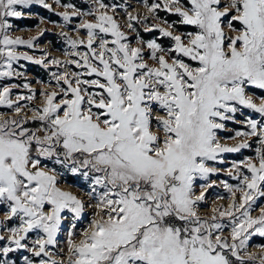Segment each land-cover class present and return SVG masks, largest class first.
<instances>
[{"label":"snow or ice","instance_id":"6c2138e0","mask_svg":"<svg viewBox=\"0 0 264 264\" xmlns=\"http://www.w3.org/2000/svg\"><path fill=\"white\" fill-rule=\"evenodd\" d=\"M84 2L87 11L61 0H0V80L23 76L13 67L21 60L65 69L51 73L56 88L40 93L39 108L19 103L36 99L28 83L23 88L30 95L15 99L18 85H0V107L14 113H0V206L7 219L20 221L7 229L0 264H10L9 254L20 249L40 257L38 264H264V245L258 253L248 250L253 237H264V205L258 204L264 198V123L246 118L248 130L226 138H241L234 146L218 137L227 122H237L241 108L264 117V96L248 92H264V0H143L154 19L158 11L179 17L162 21L165 26L145 25L170 38L167 49L139 35L133 47L109 14L118 5ZM53 4L64 9L58 14L63 23L55 27L84 18L74 30H83L86 39L61 32L68 44L64 56L72 59L49 60L47 53L34 59L17 51L35 48L39 37L12 36L10 18H24L23 9L35 5L52 11ZM133 22L141 23L140 17H127L135 32ZM176 24L194 30L177 34ZM252 137L255 157L226 170L238 183L221 181L231 202L201 216L214 184L210 177L221 171L209 162L223 164L224 153L250 148ZM45 161L89 181L87 194L95 200L80 238L68 232L66 259L54 258L48 247L57 244L61 214L67 210L79 220L86 205L58 186L61 173ZM34 230L44 235L29 247L23 241ZM24 261L37 264L27 256Z\"/></svg>","mask_w":264,"mask_h":264},{"label":"rangeland","instance_id":"374dc122","mask_svg":"<svg viewBox=\"0 0 264 264\" xmlns=\"http://www.w3.org/2000/svg\"><path fill=\"white\" fill-rule=\"evenodd\" d=\"M48 2L52 3V0H48ZM104 2L109 5L112 4L118 5L116 12L115 13L110 12L109 14L114 15V18L121 25V30L124 31L126 35L129 36V39L133 47L139 46L135 43L137 35H139V38H141V34H138L137 27L146 31L145 25L165 26L162 24V21H165V18L163 17V13H168V12L158 11L157 18L154 19L148 13V10L143 6V0H104ZM154 2H158V0H148L149 4ZM61 3H72L82 11L88 10V5L84 2V0H61ZM63 10H64L63 8L58 7L55 4H53L52 11H48L47 9H44L42 6L35 5L30 8L23 9L25 13L24 18L21 19L10 18V22L13 25V28L10 30V34L12 36L14 37L20 36L23 37L24 39H29L31 37H39V39L35 41L36 44L35 48L29 49L25 46H18L17 51L22 53L27 52L29 55L33 56L34 59L41 58L45 53H47L49 60L59 59L61 61H66L68 59H72V57L64 56V51L68 49V44L66 43L64 38L61 37V32L67 33L73 39H77V38L86 39V35L83 30H81L79 33L74 30L78 27V25L81 23V20L84 18L73 17L72 21L69 23L68 26L63 28L55 27V23H61V24L63 23V20L58 15L59 13L63 12ZM159 13H162V15H160ZM128 15L139 16L141 19V23L133 22L134 27L136 29L135 32L129 30L126 26ZM41 18L44 19L43 24H39ZM176 19L177 20H173V21H178L179 17H177ZM50 21L52 23H50ZM29 24H32V26L29 27L28 26ZM38 24L39 27H37ZM45 28L47 29V32H45L44 35H40L41 29H45ZM187 28H191V27L180 25L179 29L180 30L184 29V30L179 31L176 28L177 34L194 30ZM158 34L160 37H162L159 31ZM141 39L145 42L151 41L149 39H144V38ZM172 45L173 42L171 43L170 47H172ZM79 50L86 51V49L83 47H81ZM148 54H149V50L145 48L144 55L146 59L148 57ZM149 63L151 64L152 62L149 61ZM13 67L17 72H22L24 73V75L21 77H13L11 79L0 80V85H11V84L18 85L19 87L14 88L12 90V99H15L16 96L18 95H24V96L30 95L28 89L23 88V84L28 83L32 91L36 93V99L33 101H27V100L20 101L19 103L20 105L27 104L28 107L30 108H39L42 106L43 98L40 96L41 92L51 91L56 88V84L51 77V73L56 72L59 74L65 70L63 66H52V65H49V67L46 69L41 65L25 60L19 61L18 63L14 64ZM33 68L38 70L40 76H44L43 80L40 78V76L31 73L30 69ZM68 69L69 71H83V69H76L74 65H68ZM39 70H41V72H39ZM248 92L249 94H254V98L259 96H264V92L258 89L249 88ZM256 102L259 103V100L257 99ZM24 112H27V108L24 109ZM0 113H6L7 114L6 118L14 117L13 111L11 109H7L6 107H0ZM28 114L29 116L31 115L30 113ZM246 118L255 119L261 121V123H264V117H261L260 114L255 113L250 109L241 108L240 111L237 112L235 117L237 122L236 123H233L231 121L227 122L228 130L218 132V137L220 138L222 144H225L227 146H234L235 144L241 142V138H237V139H226V138L234 136L236 131H247L248 129L245 127L243 123V121H245ZM248 143L251 144L250 148L241 149L239 152L236 153H224L223 164L209 162L210 166L219 168L221 169V171L217 175L210 177V180L214 181V184L212 188L207 190L206 199L200 205L199 214L201 216H210L211 208L213 207L226 208L228 204L231 202L230 194L225 190L221 181L226 182L233 186H235L238 183L237 180L233 179L232 176L228 175L226 170L231 168L233 163H239L243 161L245 158L255 157V148L258 146L256 138L255 137L250 138ZM45 163H47L50 168H55L58 172L61 173V175L58 176V181H59L58 186L62 190L69 191L73 195H76L79 199L84 201L86 205L85 211L79 220H75L73 218V214L68 212L67 210H65L61 214L62 220H61L60 230L57 234V244L55 246L48 247V251L54 254V258L58 260L61 258L66 259L68 232L71 230L75 233V238L77 239L80 238V233L88 228V225L90 224L94 216V207L89 205H94L95 200L89 197V195L87 194L90 192L89 181H86L83 177L80 176H73L66 169L61 168L59 165L52 164L49 161H45ZM243 171H245L246 173V169H243ZM200 183H204V182L197 181L198 185ZM198 193H199V188L197 187V194ZM221 196L224 197V199H218V197ZM258 204L264 205V198H261V200L258 201ZM6 211H7L6 207L0 206V236L4 237L3 240H0V247L8 246L7 229L12 227H18L20 224L18 218H12L10 220L7 219L5 216ZM258 214H259L258 211H253V215H258ZM73 223H75L76 225L75 229L71 228V225ZM222 223L228 224L229 221L227 218H225L222 221ZM229 231H230V227L226 228L225 235H227ZM43 235H44L43 232L39 230H34L28 233L27 239L23 241V243H26L29 247H32L33 242ZM261 245H264V237L255 236L250 240L248 250L253 253H258L259 246ZM25 256H27L29 259H34L37 262V264L41 259L40 257H33L30 252L24 249H20L14 253H10L7 259H9L10 264H25L24 261ZM43 258L47 259V257H43Z\"/></svg>","mask_w":264,"mask_h":264},{"label":"trees","instance_id":"16d2710c","mask_svg":"<svg viewBox=\"0 0 264 264\" xmlns=\"http://www.w3.org/2000/svg\"><path fill=\"white\" fill-rule=\"evenodd\" d=\"M160 15H162V13H159ZM163 17L165 18V21H168L169 23L173 22V20H177L176 16L173 15V14H170V13H163ZM27 20V19H26ZM29 27L32 26V24H29L28 25ZM177 30L181 31V30H184V29H179L180 25H175ZM187 29H192V28H187ZM137 31H138V34H141V38H144V39H149V40H155L157 43H159L162 47L164 48H169L172 41L166 37H160L159 34H158V31L154 30V31H144L142 29H140L139 27H137ZM31 70V73L34 74V75H37V76H40L39 73H38V70L36 69H30ZM39 72H41V70H39ZM40 78L43 80L44 76H40Z\"/></svg>","mask_w":264,"mask_h":264}]
</instances>
